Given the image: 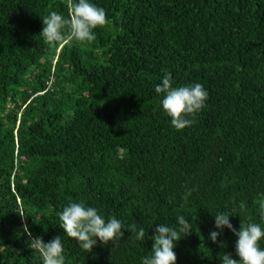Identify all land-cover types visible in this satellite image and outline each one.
<instances>
[{"label":"trees","instance_id":"trees-1","mask_svg":"<svg viewBox=\"0 0 264 264\" xmlns=\"http://www.w3.org/2000/svg\"><path fill=\"white\" fill-rule=\"evenodd\" d=\"M90 2L107 25L60 47L39 34L51 11L68 17L67 0H0V264H43L25 223L45 243L61 237L65 264H142L154 229H178L180 215L192 231L174 242L176 264L238 259L214 216L236 208V230L247 217L264 229V0ZM166 73L209 94L182 130L155 91ZM80 201L144 239L122 230L83 250L58 215Z\"/></svg>","mask_w":264,"mask_h":264},{"label":"clouds","instance_id":"clouds-1","mask_svg":"<svg viewBox=\"0 0 264 264\" xmlns=\"http://www.w3.org/2000/svg\"><path fill=\"white\" fill-rule=\"evenodd\" d=\"M67 7V18L56 11H51L42 18L43 30L39 35L48 43L64 47L73 42H92L96 39L93 30L108 23L105 10L91 3L90 0H67ZM155 91L165 94L161 101L162 109L171 118V124L177 130L195 123V120L189 117H194L206 106L205 101L209 95L200 83L173 87L171 77L167 73L156 86ZM188 195H191V191L185 194V200ZM238 207L242 213L246 212L243 201ZM259 207L260 215L264 217V199L259 201ZM235 211L236 208H233L231 211H222L214 216L216 229L227 228L237 237L235 255L238 259H233L231 254L224 253L222 264H264V250L258 244V241L264 237V229L259 223L252 222L251 217H247L248 222L240 223L239 230H236L229 220V217L233 216L232 212ZM18 214L23 221L26 217L24 213ZM58 215L64 233L77 240L79 246L87 252L92 251L97 239L103 244L121 239L124 235L122 230L134 233L136 240H143L145 237V230L138 229L135 223L125 225L115 217H110L106 222L98 214L97 209L86 206L84 201L69 203ZM177 224L178 229L165 224H159L154 229V235L149 237L152 240V255L145 256L142 264H176L174 242L181 239V233L185 236L192 231L190 222L183 215L177 217ZM22 231L29 237L30 248L42 257L43 264H65L64 246L59 235L45 243L41 236L32 235L26 223L23 224ZM220 235V231H212L209 238L223 248L224 242L217 239Z\"/></svg>","mask_w":264,"mask_h":264}]
</instances>
